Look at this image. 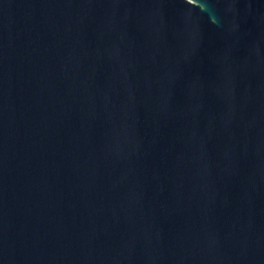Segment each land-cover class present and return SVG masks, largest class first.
I'll list each match as a JSON object with an SVG mask.
<instances>
[{
	"label": "water",
	"instance_id": "1",
	"mask_svg": "<svg viewBox=\"0 0 264 264\" xmlns=\"http://www.w3.org/2000/svg\"><path fill=\"white\" fill-rule=\"evenodd\" d=\"M0 264H264V0H0Z\"/></svg>",
	"mask_w": 264,
	"mask_h": 264
}]
</instances>
